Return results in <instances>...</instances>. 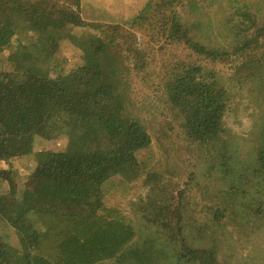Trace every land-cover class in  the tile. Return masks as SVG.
I'll return each mask as SVG.
<instances>
[{
    "label": "trees",
    "instance_id": "16d2710c",
    "mask_svg": "<svg viewBox=\"0 0 264 264\" xmlns=\"http://www.w3.org/2000/svg\"><path fill=\"white\" fill-rule=\"evenodd\" d=\"M184 1L149 0L125 27L88 23L80 0H0V50H10L11 64L0 74V163L32 153L36 137L66 141L62 150H39L21 185L17 171L0 169V220L16 234L0 233V264H226L224 247L235 239L221 234L224 218L245 242L264 229L263 102L249 112L250 138L223 123L227 94L242 81L264 98V10L258 2L207 0L206 8L192 0L196 15L185 17L177 10ZM217 3L224 20L211 16ZM69 24L96 30L72 67L58 56ZM147 29L151 41L136 32ZM152 41L163 51L160 65L149 58ZM148 68L161 69L159 99L180 120L182 148L194 146L197 162L190 153L187 164L206 170L214 186L204 224L187 223L197 214L188 188L167 190L168 201L135 194L152 179L155 193L160 172L172 170L166 136L132 93V74ZM150 87L147 96L157 97Z\"/></svg>",
    "mask_w": 264,
    "mask_h": 264
},
{
    "label": "rangeland",
    "instance_id": "374dc122",
    "mask_svg": "<svg viewBox=\"0 0 264 264\" xmlns=\"http://www.w3.org/2000/svg\"><path fill=\"white\" fill-rule=\"evenodd\" d=\"M149 0H80V12L85 21L88 23H108V24H120L125 27H129L131 21L136 15L137 11ZM199 2L204 3L207 8V0H198ZM244 3L258 2L264 10V0H242ZM192 0H185L184 7L182 5H177V10H180L181 13L186 16L195 17L196 12H191L188 3ZM220 1H218L219 3ZM212 5L210 8L211 16L214 20H224L227 16V9L222 7L219 4ZM158 15V12H153V16ZM216 18V19H215ZM216 20V21H217ZM154 26H159L158 21L153 20ZM67 31L64 33V38L60 40V49L58 56H64L66 58L67 66L72 67L78 65L82 61L83 50L80 46V43L86 40L90 34L95 33L91 27L88 26H76L69 24L67 26ZM137 34L143 35L141 38L143 41H151L150 36L148 35L149 31L144 32L143 30L136 31ZM147 35H146V34ZM152 48L148 50L149 58L153 56L159 61L163 56V51L158 50L159 44H156L152 41ZM170 49H173V46H170ZM9 49L0 50V74L3 70L11 68V64L7 58L9 55ZM160 65V61L158 62ZM225 65H222V67ZM67 67V68H69ZM161 69L157 68H148L147 73L148 77L152 79L150 85L155 86V90L159 95L155 97L151 95L147 96V92H150L151 87L149 84L143 82L142 77L147 76L145 70L139 74H132V90L133 97L137 103L142 104L144 101L147 102L145 107L147 123L152 121V124L155 125V130H157L162 136H166L165 146L166 157L169 158L170 166L172 170H163L160 172V183L162 187L165 188V192L162 190L161 186L155 188V193H151L148 189V186H153L156 182V179H152L149 183H141L136 189V195L143 193L145 198L152 195L154 198H157V195H160L163 200H167L168 195L166 194L167 190H171L174 193L182 188H188L186 194L187 198L193 203V208L197 214L191 215L187 218V223L192 224V221H195L197 225L199 223L204 224L205 220L208 218V215L205 211L206 207L212 205V189L214 188L211 184V179L209 174L205 173L206 170H193L192 163L187 164L189 161L188 155L192 153L193 159L194 156V146L192 151H187L182 148V145L186 144L184 140V135L177 137V134L180 133L179 123L180 120L173 111L168 109L167 106H163L160 102V95L162 89L157 87V80L154 78L157 75V72H160ZM226 68L221 70V73L227 74ZM137 73V72H135ZM146 79V77H145ZM256 85H253V82L247 80L242 81L241 84L234 90L230 91L227 94L229 97L228 109L223 118L224 127L233 134H237L239 138H250V127L251 124L254 125L252 118L250 117L249 112H256V102L259 99V102H263L264 98L259 91L256 90ZM161 91V92H160ZM259 97V98H258ZM149 107L148 111L147 108ZM152 111H154L152 113ZM157 115L158 118H153L152 116ZM241 142V139H240ZM238 144L235 142L234 146ZM66 146V141L62 138H56L54 140H45L41 137H36L35 140V149L32 153L11 158L10 161L1 162V168H12L13 171H17V179L19 185H21L31 174L34 167L37 164V152L39 150H62ZM197 162V159H194ZM190 172L196 174V179H190ZM199 179V186H196V183ZM218 189V188H216ZM135 195V196H136ZM161 200V199H159ZM168 201V200H167ZM241 217V216H240ZM245 220V217L242 218ZM0 220V233L3 235H9V238L15 240L16 234L14 229H11L9 226H6L5 223ZM225 228L221 234L225 237H231L235 239L233 249H226L224 247V256L227 257L226 264H264V229L261 230V233L255 234L249 242L240 237V231H237L236 227L233 229L234 224L231 225L228 221L225 220ZM191 232V231H190ZM208 234V233H206ZM260 234V235H259ZM262 234V235H261ZM209 240H200V244H207ZM227 241V240H226ZM232 240H230L231 243ZM232 255L230 256V254ZM110 264V263H109Z\"/></svg>",
    "mask_w": 264,
    "mask_h": 264
}]
</instances>
